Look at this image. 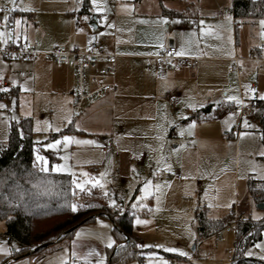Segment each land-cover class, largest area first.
Here are the masks:
<instances>
[{"label":"rangeland","instance_id":"374dc122","mask_svg":"<svg viewBox=\"0 0 264 264\" xmlns=\"http://www.w3.org/2000/svg\"><path fill=\"white\" fill-rule=\"evenodd\" d=\"M14 3L26 13L20 16L18 26L32 43L67 41L65 47H71L96 39L102 46L111 40L131 45L127 52L145 54L144 58H132L133 79L144 81L145 90L136 91L133 86L119 99L104 103L100 94L89 100L81 113H75L71 67L56 70L39 65L32 71L27 60L0 56V83L6 84L0 86V92L19 89L18 94L0 99L5 105L0 108V149L8 142L11 121L31 118L38 146L35 160L40 168L70 174L78 192L98 190L114 210H133L134 230L144 246L153 250L144 261L124 264H230L236 233L223 229L205 237L208 232L206 228L199 231L196 212L206 222L223 219L222 226L234 216V207L245 219H264V207L259 206L264 199L254 197L249 189L251 180H264L262 110L258 107L243 117L227 112L230 103H237L228 97L251 102L262 96L264 62L243 59L253 58L258 54L256 47L264 45V19H240L236 27L233 15L219 17L220 11L231 9L232 0H97L102 11L90 0L91 11L97 15L93 22L79 12L82 0ZM170 41L190 63L182 75L168 76L176 72L165 69L157 76L159 47ZM235 55L242 58L237 64ZM194 60L196 66H192ZM236 66L238 71H229ZM251 83L256 84L255 92L250 91ZM170 93L179 94L174 105L167 101L174 96ZM208 104L214 106L212 116L191 118L197 108ZM69 126L84 132H66ZM66 136L85 143L66 144ZM104 136L114 141L120 155L104 151ZM56 141L60 143L48 147ZM37 156L44 157L47 164ZM57 165L65 170L55 171ZM148 181L151 187L145 195ZM114 226L110 218L101 215L79 226L72 240L63 241L44 256L15 258L13 250L19 245L9 243L6 224L0 220V248L4 249L0 264H96L101 257L109 264V251L120 244ZM109 238L113 241L110 248ZM92 250L94 254L89 256ZM164 253L177 258H166ZM246 254L264 259V229L261 240Z\"/></svg>","mask_w":264,"mask_h":264},{"label":"trees","instance_id":"16d2710c","mask_svg":"<svg viewBox=\"0 0 264 264\" xmlns=\"http://www.w3.org/2000/svg\"><path fill=\"white\" fill-rule=\"evenodd\" d=\"M231 9L236 19H264V0H233ZM79 12L97 16L91 11L90 0H82ZM175 14L183 16L182 13ZM255 103L262 110L264 123V100H256ZM212 107L209 104L197 109L191 118L202 120L212 116ZM65 131L75 132L76 129L69 126ZM35 134L31 118L12 120L8 142L0 149V220L6 224L5 235L9 243L19 245L18 250H13V256H44L61 246L63 241L72 240L79 226L103 215L114 223V232L120 242L109 251V264L144 261L150 257L153 249L145 247L143 239L134 230L133 210H114L98 190L78 192L70 174L43 171L35 160L38 149ZM46 154L51 160L56 159ZM249 189L254 197L264 199V180H251ZM72 204L84 207L73 212ZM201 217L197 210L196 219L201 225L199 231L206 228L208 232L205 237L223 228L222 220L206 222ZM263 229L264 219L255 221L248 218L236 224L230 264H264V259L246 254L249 247L261 240ZM123 240L126 242L121 244ZM164 257L177 258L171 253H164Z\"/></svg>","mask_w":264,"mask_h":264},{"label":"built area","instance_id":"2783aa9c","mask_svg":"<svg viewBox=\"0 0 264 264\" xmlns=\"http://www.w3.org/2000/svg\"><path fill=\"white\" fill-rule=\"evenodd\" d=\"M14 0H0V56L7 59H23L27 61L43 58L46 61L54 62L59 66H69L73 69L75 75V88L73 98V110L75 113H81L86 103L93 99L95 96L104 92L111 91L116 87V82L111 78L115 75V60L117 54L114 52L106 51L100 45H93L88 49H82L78 45L71 47L55 46L50 50H40L35 43H32L26 38H23L16 31V23L13 19ZM233 15L232 9L225 8L218 13L219 17ZM7 16V20L4 17ZM235 18V17H234ZM236 20V18H235ZM264 49V45L260 47ZM178 50L174 44L164 45L159 55L156 57V74L165 69L180 70L183 69L189 60L177 55ZM257 57L256 54H253ZM105 58L109 61L106 65H101L97 69H93L98 59ZM237 64L240 57L233 58ZM264 61V58H262ZM197 65V60H194L192 66ZM237 66L234 68L236 69ZM264 68V65H263ZM230 68V71L234 70ZM2 85V83H0ZM255 89V84L251 85ZM2 97L7 99L8 93H2ZM177 97H172L169 102L174 105ZM257 108L254 101L246 102L242 100L240 103H235L227 107L229 114H238L243 117ZM106 153L115 152L119 154L116 144L112 139L106 141L104 146ZM231 213L234 215L232 218L224 221L223 229L236 231V224L245 220L244 216L238 215V209L233 208ZM220 230V231H221ZM219 231V232H220ZM222 239H225L222 237Z\"/></svg>","mask_w":264,"mask_h":264},{"label":"crops","instance_id":"0c3cea01","mask_svg":"<svg viewBox=\"0 0 264 264\" xmlns=\"http://www.w3.org/2000/svg\"><path fill=\"white\" fill-rule=\"evenodd\" d=\"M233 1V0H232ZM231 7H232V3H231ZM190 7H188L187 9H189ZM24 12L18 10L15 6V3H14V8H13V19L16 23V21H18L19 19H22L20 18L21 17H24L25 14H23ZM88 16V15H87ZM91 16H88V18H90ZM93 17L90 18L91 22H93L94 20H96V18L93 20L92 19ZM240 19H236L235 20V23H236V27H237V24H238V21ZM245 21H251V22H255L256 20H245ZM16 26L18 27L17 31H18V34L21 35L23 38H27L28 37L26 36V32L24 31L23 27L19 28L18 24L16 23ZM68 43L67 41L66 42H53V41H49V42H45L43 44H37L36 43V46L40 49V50H50L52 49L53 47L55 46H65V44ZM83 44H79V46L81 47H85V48H89L95 44L97 45H100L96 39L94 40H90V42L88 41H82ZM174 44V43H173ZM166 45V44H162L161 47H159V52L161 50V48ZM102 47L108 51V52H114L117 54V62L115 60V75H113L111 78L116 82V87L111 90V91H107V92H104L101 94V102L104 103L108 100H110V98H113V99H119L120 97L124 96L126 94V92L128 90H132L131 88L133 87L134 89L133 90H136V91H144L145 89L143 88L144 87V81H140V80H137V79H133V76H134V66H135V62L132 60V58L134 57H139V56H142L141 58H144L143 56H145V54H137L135 52H127V50L131 47V45H128V44H121L119 45L116 41H111L109 40L108 42H105V45H102ZM178 50V49H177ZM256 51H258V54L257 57H253V58H244L243 60H253L254 58H257V60H253V61H261L262 63L264 62L262 60V58L264 57L263 56V53H264V49H261L259 47H256L255 49ZM254 51V50H253ZM235 56H238V55H235ZM234 56V57H235ZM233 57V58H234ZM10 60V59H8ZM242 58L239 60L241 61ZM234 61V60H233ZM30 65V68L32 69V71H35L37 69V66L39 65H43V66H46L48 68H54L56 70H59L61 68H63L64 66H59L57 64H55L54 62H50V61H45L41 58H38V59H35V60H31V61H27ZM109 61H107L105 58H102V59H98L96 64H95V67L93 68L94 70L97 69L99 66L101 65H106L108 64ZM239 63V62H238ZM264 65V64H263ZM263 65H262V68H263ZM237 71H238V67L236 68ZM264 69V68H263ZM235 70V69H234ZM230 71V69H229ZM233 71V70H232ZM72 72H73V77H74V81H73V87H72V90H71V104H73V98H74V88H75V75H74V71L72 69ZM176 73L174 74H171L168 76H173V75H182V72H183V69H180V70H175ZM58 73V71L56 72ZM157 75V74H156ZM158 76V75H157ZM167 76V77H168ZM240 76V75H239ZM56 80L59 82L60 81V78L59 76L56 77ZM240 79V77H239ZM241 80V79H240ZM253 83H251L252 85ZM255 84V83H254ZM2 85H6V84H2ZM0 85V86H2ZM251 88V87H250ZM256 84H255V89H256ZM252 89V88H251ZM6 91H1L0 92V99H2V93H5ZM177 93H179L180 95H182L181 92H178L176 91ZM19 93V89L17 88H12V90L8 93L9 95H13V94H18ZM172 94V93H170ZM179 94H172L174 95L173 97H177L179 96ZM257 95V94H255ZM262 95H264V87L262 88ZM256 99H253V101L255 102L256 100H260V98L258 99L257 96H255ZM172 98L171 96H169V98L167 99V101L169 102V99ZM5 99V98H3ZM242 100H245V98H242ZM170 103V102H169ZM171 104V103H170ZM235 104V102H232L230 103L228 106H231ZM172 105V104H171ZM209 105V104H208ZM73 107V106H72ZM203 107V106H202ZM200 107V108H202ZM199 109V108H197ZM196 109V110H197ZM212 110H215L214 109V106L212 107ZM112 115L114 116L115 115V111L112 110ZM84 131L81 130V129H76L75 133H83ZM109 140L111 138H107V137H103V140ZM106 140V141H107ZM114 153L115 155H120L121 153L119 154H116L115 152H112ZM223 220V219H221ZM148 258V257H147ZM146 258V259H147Z\"/></svg>","mask_w":264,"mask_h":264},{"label":"snow or ice","instance_id":"6c2138e0","mask_svg":"<svg viewBox=\"0 0 264 264\" xmlns=\"http://www.w3.org/2000/svg\"><path fill=\"white\" fill-rule=\"evenodd\" d=\"M92 3H93L94 6H97V0H92ZM96 10H97V11H102V9L99 8L98 6L96 7ZM4 19L7 20V16H5ZM85 19H87V17H85ZM16 23L19 24L20 21H16ZM261 24L264 25V21H261ZM2 35H3V33H0V36H2ZM177 55H183V52H178ZM250 91L255 92L256 89H250ZM228 99H229V100H236L237 103H240V101L237 100L236 97H228ZM260 99L264 100V95H262V96L260 97ZM3 107H5V105L0 104V108H3ZM190 107H191V105H190ZM244 124H245V127H249L247 121H245ZM193 126H194V124H193V125H190V127H193ZM56 130L59 131V129H56ZM241 135H243V134H241ZM63 140H64V142H65L66 144H67V143H70V142H75V143H85L84 141L75 140L73 137H70V136H66V137H64ZM59 143H60V141H56L54 144H50V145H48V147H50V148H51V147H55V146H56L57 144H59ZM87 143H91V142L89 141V142H87ZM261 155H264V153H261ZM36 159H37L38 161H43L45 165L47 164V161L45 160L44 157L37 156ZM65 159H66V158H65ZM42 170H43V171H47L48 169H47V167H44V168H42ZM54 170H55V171H63V170H65V167H64V166H61V165H57V166L54 168ZM84 175H87V173H85ZM102 175H103V174H102ZM73 183L75 184L76 181L73 180ZM95 183H96V184H99L100 182H99V181H96ZM100 186L103 187V185H100ZM77 187H78V188H83V185H82V184H77ZM150 187H151V181H148V182L145 184V186H144L145 195L148 194V189H149ZM157 187H158V186H157ZM106 194H107V193H105V195H106ZM111 205H112L113 207H115V206H116V202H115L114 200L111 201ZM79 207H84V205L72 204V205H71V210H72L73 212H76V211L78 210ZM253 218H254V219H259V217H255V216H254ZM137 223H144V222H143V221H139V220H137ZM76 235H77V237H79V236H80V233L78 232V233H76ZM112 244H113V241H111V239L109 238V242H108V244H107V247H109V248L112 247ZM257 247H262V246H261V245H257ZM3 250H4L3 248H0V251H3ZM165 250H166V251H169V252H179L180 255H187V253H184V252H182V251H180V250H178V249H175V248H167V249H165ZM93 254H94V250L89 251V253H88L89 256H91V255H93ZM72 255L75 256V255H76V252L74 251V252L72 253ZM97 255H98V253H97ZM62 264H65V262H62ZM96 264H105L104 258L101 257L99 260H97ZM165 264H167V262H165Z\"/></svg>","mask_w":264,"mask_h":264},{"label":"water","instance_id":"95a60500","mask_svg":"<svg viewBox=\"0 0 264 264\" xmlns=\"http://www.w3.org/2000/svg\"><path fill=\"white\" fill-rule=\"evenodd\" d=\"M170 44H173V41H170ZM259 206L264 207V203H260Z\"/></svg>","mask_w":264,"mask_h":264}]
</instances>
